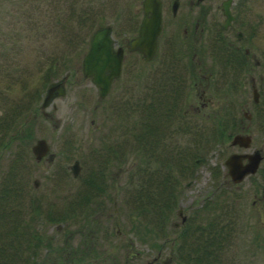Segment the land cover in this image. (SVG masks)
<instances>
[{
    "label": "rangeland",
    "instance_id": "rangeland-1",
    "mask_svg": "<svg viewBox=\"0 0 264 264\" xmlns=\"http://www.w3.org/2000/svg\"><path fill=\"white\" fill-rule=\"evenodd\" d=\"M141 2L0 0V264H264V93L246 100L250 118L239 98L229 115L213 55L199 53L198 70L188 41L165 59L124 51L101 97L81 74L93 32L133 37ZM259 13L247 48L264 77ZM63 76L65 93L40 108ZM235 134L263 155L237 182L223 167ZM38 138L48 151L36 160Z\"/></svg>",
    "mask_w": 264,
    "mask_h": 264
},
{
    "label": "flooded vegetation",
    "instance_id": "flooded-vegetation-1",
    "mask_svg": "<svg viewBox=\"0 0 264 264\" xmlns=\"http://www.w3.org/2000/svg\"><path fill=\"white\" fill-rule=\"evenodd\" d=\"M158 1L160 7V29L156 35L155 48L151 58L160 54L165 59L164 55L169 54L172 51L171 47H174V45H178V49L193 51V48L188 47L186 43L188 41L196 47L193 52V54L197 52L195 53L194 63L197 69L200 70L203 68L201 66L203 63L201 64V57L198 54L203 51H209L213 55L211 62L212 83L220 84L222 80L225 81L223 85L226 86V95L227 99H229V102L226 104V112L234 117L235 104L231 101L239 98L238 100L243 101L240 103L243 108H241L242 116L250 118V113L246 109V100L250 96L252 102L258 103V98L264 93V83L262 82L264 77L259 69L256 72L257 77L254 76V68L260 66L261 60L253 54L248 56L249 49L247 46L251 40V35H256V30H259L261 18H263L259 10L264 9V0ZM253 15L257 19L254 23H251L250 17ZM260 34L261 32L258 35ZM131 38L124 39L119 44H116L113 39V48L120 46L122 53L124 51H134L143 58L142 54L137 50H128L127 46ZM260 42H257L258 48L262 50L263 45ZM201 75L202 77H210L208 73H201ZM88 78L90 79V77ZM115 78H112L111 81H114ZM234 125H237L238 133L245 130L242 117L235 120ZM214 139L218 140L217 137H214ZM250 143L251 138L247 147L240 146L238 143L231 144L230 142V145L237 147V150L230 151L227 156L233 152L241 154L251 153L255 150H258L259 154L263 156L261 150L258 148L247 150ZM240 161L244 163L246 162V158H241ZM260 161L258 162L256 170L258 169ZM223 167L227 174L224 163ZM255 198L258 201H264V190H262L261 195H256ZM180 213L181 211L179 210L178 214L180 215ZM158 256L159 252L156 253L152 261H155ZM168 260H170V256ZM165 262L163 260L164 264H168Z\"/></svg>",
    "mask_w": 264,
    "mask_h": 264
},
{
    "label": "water",
    "instance_id": "water-1",
    "mask_svg": "<svg viewBox=\"0 0 264 264\" xmlns=\"http://www.w3.org/2000/svg\"><path fill=\"white\" fill-rule=\"evenodd\" d=\"M142 18L140 19L137 33L128 42V50H137L144 59L151 58L156 35L160 29V7L158 0H142ZM110 25H105L93 32L88 49L81 59V74L83 77H90L92 84L98 89V96H103L109 89L112 78L120 73L123 57L120 46L113 48L114 41L110 35ZM64 76L56 81L50 82L46 87L39 105L44 108L50 101L65 93L63 85ZM250 138L248 135L235 134L231 138V144L238 143L247 147ZM48 151V144L44 138H38L31 146V152L36 160L45 155ZM258 150L251 153H230L224 159V165L231 181H240L244 175L253 173L261 159ZM241 158H246L242 163ZM71 172L76 174L79 170L78 161L73 160L70 166ZM36 182L35 180L33 181Z\"/></svg>",
    "mask_w": 264,
    "mask_h": 264
},
{
    "label": "trees",
    "instance_id": "trees-1",
    "mask_svg": "<svg viewBox=\"0 0 264 264\" xmlns=\"http://www.w3.org/2000/svg\"><path fill=\"white\" fill-rule=\"evenodd\" d=\"M171 186H172V184L170 185V187H168V191H167V195H171V191H172V189H171Z\"/></svg>",
    "mask_w": 264,
    "mask_h": 264
}]
</instances>
